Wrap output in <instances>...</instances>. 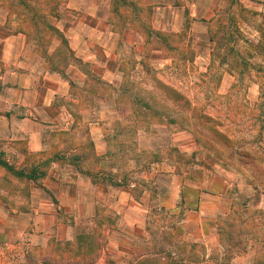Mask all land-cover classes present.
I'll return each mask as SVG.
<instances>
[{"label": "crops", "instance_id": "crops-1", "mask_svg": "<svg viewBox=\"0 0 264 264\" xmlns=\"http://www.w3.org/2000/svg\"><path fill=\"white\" fill-rule=\"evenodd\" d=\"M177 1L60 0L66 14L57 29L68 41V75L63 77L52 67L61 44L43 51L34 44L27 18L13 23L10 0H0L1 252L32 251L47 264H67L74 248L84 252L93 247L97 252L89 258L97 264H140L147 257L140 249L150 243L140 240L149 234L154 208L179 215L177 238L199 241L217 228L220 215L231 212L237 201L264 203V197L258 199L260 194L244 186L233 169L207 154L198 157L200 164L193 171L179 172L169 190L153 189L160 165L145 181L124 183L107 156L111 127L96 123L84 135L72 125L75 116L68 109L75 94L72 88L90 86L94 75L88 69L112 89L97 95L110 98L117 111L118 89L129 70L122 47L129 45L138 59L133 73L145 75L154 53L165 50L147 23L159 18L162 23L172 9L179 13ZM183 1L190 8L191 23L197 25L213 19L221 6V0ZM163 24L158 30L165 29ZM93 63L105 70L108 79L96 72ZM86 115L90 117L91 111ZM94 160L96 173L84 168L96 165ZM81 221L103 230L102 240L79 243L76 223Z\"/></svg>", "mask_w": 264, "mask_h": 264}, {"label": "rangeland", "instance_id": "rangeland-1", "mask_svg": "<svg viewBox=\"0 0 264 264\" xmlns=\"http://www.w3.org/2000/svg\"><path fill=\"white\" fill-rule=\"evenodd\" d=\"M239 1L246 11L240 10L238 0H221L219 11L232 7L231 15H236L246 37L255 43L263 41L259 29L264 24V0ZM183 3V0L177 1L181 8L179 13H172V9L164 14V17H168L162 22L164 30H158L162 24L160 18L148 21V31H153L154 36L162 33L169 44L163 52H155L149 60L151 71L141 76L142 82L136 74L133 75L135 70L132 66L138 59L131 54L129 45L122 47V57L129 70L122 79L127 91L120 95L116 112L110 98L99 99L97 94H109L112 89L96 77L91 79L90 86L72 88L75 94L71 97L73 101L68 103L69 111L75 116L72 125L84 131V135L96 123L109 125L111 148L107 156L116 169L115 175L121 176L124 183L145 181L152 175L153 168L157 169L160 165L152 184L153 189L155 193L169 190L175 184V176L179 172L193 171L200 164L198 157H204L207 151L201 142L197 143L198 134H192L187 128L173 126L171 119L180 121L181 118L173 110L170 97L166 98L161 89L156 87V82L161 81L188 97L192 105L199 108V115L209 116L211 121L206 126L212 125L215 133H225L231 139L232 144L229 145L252 147L258 153L261 163H253L245 169H238L227 155L218 159L233 169L244 186L255 189L251 182L252 174L264 181V76L255 70L239 74L241 66L236 71L232 70L233 76L228 66L218 64V58L213 64L210 53L212 44L206 38L208 24H192L190 8ZM8 7L13 23L17 19L27 18L26 27L31 29L34 44L43 51L61 44L52 67L67 77V46L61 43L60 35L53 30L62 25L61 15L66 14V8L60 0H10ZM226 25L231 26L230 21ZM194 32L200 37L193 36ZM240 49L247 51L244 41L240 43ZM249 63L252 67L264 65V61L257 56L249 59ZM93 64L96 72L108 79L105 70ZM87 89L90 95L86 94ZM139 98L148 101L157 116L162 114L163 121L151 116L154 113L137 102ZM85 111H91L92 115L83 117ZM103 113L108 118L103 117ZM202 122L205 123L206 119ZM117 124H120L121 129L115 128ZM206 126L202 124L201 128L205 130ZM190 128L197 133V127L191 125ZM216 139L222 143L219 136ZM89 142V153L93 155V144L91 140ZM216 148L219 149L217 145ZM94 163L96 165L84 168L96 173L97 160ZM255 190L261 200L264 189L260 187ZM179 218L178 214L153 209L149 234L145 240H140L150 241L149 248L140 249L141 253L147 255L140 264H264V203L258 206L257 201H237L231 212L220 215L217 228L199 241L187 236L177 238L174 229ZM103 224L99 223V226L103 227ZM90 227L86 221L76 223L79 243L94 244L102 240L103 230ZM173 241L183 243L177 245ZM96 252L97 249L93 247L85 248L84 252L81 247L74 248L72 259L67 264H97L89 258ZM39 261L47 264L32 251H0V264H40Z\"/></svg>", "mask_w": 264, "mask_h": 264}, {"label": "trees", "instance_id": "trees-1", "mask_svg": "<svg viewBox=\"0 0 264 264\" xmlns=\"http://www.w3.org/2000/svg\"><path fill=\"white\" fill-rule=\"evenodd\" d=\"M238 4L241 6V11H246L247 9L240 3L238 0ZM232 7L222 9L221 11H218L217 14L213 19L207 22L208 24V35L207 39L212 44L211 47V61L212 63H216V60L218 58V64L222 66H228L229 72L234 76V72L236 71L239 66L242 67L241 71H239V74L249 73L251 70H255L259 74H263L264 76V65H258L255 67H252V65L249 63V59L253 57H259L264 61V38L263 41L259 40L257 43L250 40L246 35L243 33L239 21L236 18V15H231V9ZM254 14H258L255 12ZM230 21L231 26H227L226 24ZM211 24V25H210ZM53 30H56L57 34H59L62 38V43L64 45L68 44L67 39L61 34V32L57 28H53ZM222 30V32H220ZM259 32L264 37V24L261 25V28L259 29ZM161 40L162 43L165 46H168L169 43H167L166 37L163 36L162 33L157 35ZM245 42L247 44V51H242L240 49V43ZM146 75L151 71V68L146 65ZM233 70V71H232ZM88 74L92 76L93 78H99L98 76H95V73H92V70L88 69ZM137 75L139 79H141L142 75L138 74L137 72H134L133 75ZM101 81V80H99ZM143 79H141V82ZM102 83V82H101ZM156 87L158 89H161L162 94L172 100V108L174 111H177L180 115L181 120L178 121L176 119H171V122H173L174 127H183L187 128L189 132H192V134H198V138L196 139L197 143L201 142L204 148L207 151V155L213 158L222 159L227 155L229 159L234 161L238 169L240 167L242 169L249 168V166H252L253 163H261V158L258 156V153L252 148V147H241V146H234L229 145L232 144L231 139L222 132H216L212 128V125L206 126V124H209L211 121V118L209 116H201L199 115V108L192 105L191 101L188 97H186L183 93H181L179 90L161 82L157 81ZM122 84L120 86V89L118 91L120 92V95L126 93L127 86H124ZM263 97H264V91H263ZM119 95V96H120ZM137 102L141 103L148 111L153 112L154 114H150L151 116L157 117L159 120L163 121L162 114L156 115V111L154 110L153 106L148 102L145 101V99L139 98ZM138 112L137 114H139ZM137 117V116H136ZM129 119V117H127ZM206 119V122H202L204 119ZM170 120V119H169ZM204 124L207 129L201 128V125ZM195 126L198 128L197 133L190 128V126ZM117 126V127H116ZM120 128L121 126L119 124L115 125V128ZM118 128V129H119ZM217 136L221 138V144L217 142ZM203 140V141H202ZM216 145L219 149L216 148ZM9 169H12V167H8ZM18 174H24L23 171H16ZM251 182L255 186V189H258L262 187L264 189V181L261 180L260 176H257L256 174H252Z\"/></svg>", "mask_w": 264, "mask_h": 264}]
</instances>
